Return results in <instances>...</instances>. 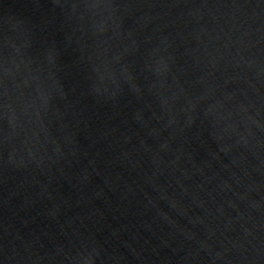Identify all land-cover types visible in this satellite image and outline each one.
I'll use <instances>...</instances> for the list:
<instances>
[{"label":"water","instance_id":"water-1","mask_svg":"<svg viewBox=\"0 0 264 264\" xmlns=\"http://www.w3.org/2000/svg\"><path fill=\"white\" fill-rule=\"evenodd\" d=\"M0 264H264V0H0Z\"/></svg>","mask_w":264,"mask_h":264}]
</instances>
